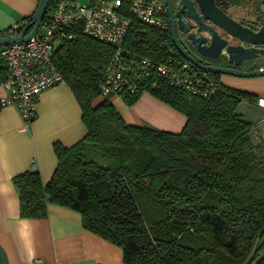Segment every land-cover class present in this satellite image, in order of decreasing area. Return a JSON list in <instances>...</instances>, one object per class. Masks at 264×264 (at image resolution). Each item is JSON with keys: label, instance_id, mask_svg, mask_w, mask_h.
Here are the masks:
<instances>
[{"label": "trees", "instance_id": "obj_1", "mask_svg": "<svg viewBox=\"0 0 264 264\" xmlns=\"http://www.w3.org/2000/svg\"><path fill=\"white\" fill-rule=\"evenodd\" d=\"M245 1L215 3L227 11ZM52 7L48 0L42 24ZM137 27L125 38L131 50L155 56L160 42L174 46L168 28ZM112 51L83 34L55 50L86 133L71 146L53 144L57 164L45 184L36 170L13 176L20 216L44 217L48 203L72 208L84 228L121 248L126 264H264V146L237 111L257 97L224 85L219 73L206 72L219 84L208 97L160 80L145 87L185 115L183 127L130 125L107 99L95 102ZM6 73L0 57V81ZM139 93L122 98L132 104Z\"/></svg>", "mask_w": 264, "mask_h": 264}, {"label": "crops", "instance_id": "obj_2", "mask_svg": "<svg viewBox=\"0 0 264 264\" xmlns=\"http://www.w3.org/2000/svg\"><path fill=\"white\" fill-rule=\"evenodd\" d=\"M37 2L0 0V34L13 28V22L21 25L22 17L34 13ZM250 19L251 14L244 17L245 22ZM254 63L264 65L262 61H250L243 64V68L252 67ZM218 79L226 86L257 97L256 104L241 101L237 111L245 116L239 108H247L249 114H246L253 123L252 136L264 141V106L259 104L260 99L264 100V75L220 74ZM4 92L0 85V97ZM103 99L110 101L130 125L179 132L186 120L181 111L148 90L141 91L132 104L115 94L97 96L95 102ZM85 133L80 106L65 82L40 91L27 122L13 105L0 108V248L8 264H36L37 259L41 264H126L121 248L84 228L80 213L72 208L48 203L44 217H22L19 213V196L13 176L25 170H36L45 184L57 164L53 144L71 146Z\"/></svg>", "mask_w": 264, "mask_h": 264}, {"label": "built area", "instance_id": "obj_3", "mask_svg": "<svg viewBox=\"0 0 264 264\" xmlns=\"http://www.w3.org/2000/svg\"><path fill=\"white\" fill-rule=\"evenodd\" d=\"M137 24L168 28L164 0H53L47 21L34 34L0 48L7 70L0 81L5 90L0 108L13 105L23 120L29 121L40 91L64 82L53 62L55 50L63 40L78 34L94 37L113 48L98 84V96L134 95L160 80L183 90L188 97H208L218 90V81L184 58L174 46L160 42L155 56L126 47L127 34L144 29ZM19 26L13 22L12 29ZM261 100L259 104L264 106ZM36 264H41L38 259Z\"/></svg>", "mask_w": 264, "mask_h": 264}, {"label": "water", "instance_id": "obj_4", "mask_svg": "<svg viewBox=\"0 0 264 264\" xmlns=\"http://www.w3.org/2000/svg\"><path fill=\"white\" fill-rule=\"evenodd\" d=\"M48 0H38L31 19L19 30L10 29L0 35V46L28 39L35 33L45 13ZM192 2L198 7L196 11ZM168 11L170 36L177 51L204 72L241 77L264 75V65L243 68L247 62H264V0H255L251 24L237 19L219 7L215 0H179V29L187 32L196 56L187 51L177 38L175 18L170 0H164ZM193 20L194 31L180 18V12ZM30 28V29H29ZM29 29V31H27ZM0 264H8L0 248Z\"/></svg>", "mask_w": 264, "mask_h": 264}, {"label": "flooded vegetation", "instance_id": "obj_5", "mask_svg": "<svg viewBox=\"0 0 264 264\" xmlns=\"http://www.w3.org/2000/svg\"><path fill=\"white\" fill-rule=\"evenodd\" d=\"M170 1H171L173 14H174V18H175V29H176L177 38L180 41V43H182L184 45V47L187 49L188 52H190L191 54L196 56L195 50L192 47L189 39L187 38V32H184V31L180 30L179 29V25L177 23V19L179 17L178 9H179V6H180L178 4L179 0H170ZM192 4H193L194 9L196 11H198L197 4L195 2H192ZM165 9H166V16H167V21H168V11H167L166 6H165ZM180 18L187 25V28H188L187 31H194V28L191 26L194 23L193 20L191 18H189L183 10L180 12ZM241 20H243V22H245L244 19H241ZM251 22H252V19H250L249 22H246V23L251 24ZM168 29L170 31L169 21H168ZM242 67H243V64H242ZM247 68H249V67H247Z\"/></svg>", "mask_w": 264, "mask_h": 264}, {"label": "rangeland", "instance_id": "obj_6", "mask_svg": "<svg viewBox=\"0 0 264 264\" xmlns=\"http://www.w3.org/2000/svg\"><path fill=\"white\" fill-rule=\"evenodd\" d=\"M79 1L82 2V3H88L89 2V0H79ZM227 10H229V13H231L233 17H235L237 19H240V20L244 19V17L246 18V17L250 16V14H253V12H254L253 0H246L244 5H240V6H237V7L230 6ZM41 30L42 29H40V31ZM243 66H245V65H243ZM239 77H241V76H239ZM243 105H247V104H243ZM248 107H250V106H248ZM246 109L247 108H245L243 106H240V108H239V110L244 112L245 116L248 118L249 115H247V114H249V113H247ZM254 140H257V139L254 138ZM260 142L264 146V141L260 140Z\"/></svg>", "mask_w": 264, "mask_h": 264}, {"label": "bare ground", "instance_id": "obj_7", "mask_svg": "<svg viewBox=\"0 0 264 264\" xmlns=\"http://www.w3.org/2000/svg\"><path fill=\"white\" fill-rule=\"evenodd\" d=\"M261 103H263V104H264V100H261Z\"/></svg>", "mask_w": 264, "mask_h": 264}]
</instances>
